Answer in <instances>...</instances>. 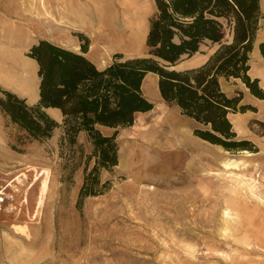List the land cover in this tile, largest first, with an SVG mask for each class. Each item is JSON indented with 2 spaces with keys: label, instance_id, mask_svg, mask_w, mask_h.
<instances>
[{
  "label": "rangeland",
  "instance_id": "374dc122",
  "mask_svg": "<svg viewBox=\"0 0 264 264\" xmlns=\"http://www.w3.org/2000/svg\"><path fill=\"white\" fill-rule=\"evenodd\" d=\"M76 1L0 0V88L37 101V68L26 52L39 39L80 51L86 41L74 22ZM84 5L94 21L86 28L88 57L97 66L115 53L121 60L147 55L153 0ZM93 7H100L102 25L95 24ZM263 31L264 17L249 74L258 76L264 91ZM99 33L110 41L98 40ZM215 47L202 45L201 52ZM221 87L228 95L241 94L239 104L247 108L228 117L237 138L251 141L256 151L247 155L201 139L194 134L197 123L160 101L118 128V164L101 169L103 192L80 206L85 167L93 165L85 136L70 146L61 142L59 126L47 139H31L0 111V185L21 170L43 171L28 190L37 221L0 215V264H264V97L240 79H221ZM166 114L181 119L191 146L173 143L176 135L162 121Z\"/></svg>",
  "mask_w": 264,
  "mask_h": 264
},
{
  "label": "trees",
  "instance_id": "16d2710c",
  "mask_svg": "<svg viewBox=\"0 0 264 264\" xmlns=\"http://www.w3.org/2000/svg\"><path fill=\"white\" fill-rule=\"evenodd\" d=\"M154 7L146 56L121 60L122 55L115 53L100 69L85 55V35L80 51L39 39L26 52L37 63L38 101L29 104L25 97L0 88V111L29 138L47 139L61 126V142L74 146L84 133L91 147L87 160L93 158V165L85 167L78 206L85 197L103 192L101 169L112 170L118 164V128L132 125L137 113L153 108L141 90L148 72L157 74L164 102L197 123L196 136L226 150L256 151L251 141L237 138L228 117L247 105L239 104L241 94L228 95L221 79H240L251 93L264 97L258 78L249 74L250 54L264 17L260 0H154ZM202 45H216L203 64L173 68ZM259 50L264 56V41ZM46 107L61 110V124L45 112ZM101 127L113 132L104 133Z\"/></svg>",
  "mask_w": 264,
  "mask_h": 264
},
{
  "label": "crops",
  "instance_id": "0c3cea01",
  "mask_svg": "<svg viewBox=\"0 0 264 264\" xmlns=\"http://www.w3.org/2000/svg\"><path fill=\"white\" fill-rule=\"evenodd\" d=\"M95 1L96 0H93V2H95ZM88 6H89V4H88ZM88 6L87 5H84V0H77L76 1V10H75L76 17H75V21L74 22H75V25H77L79 28H81V32H83L85 35L87 34L86 33V28L88 26H90L91 24L92 25L94 24V21L92 22L91 19H90L91 17H90V13H89ZM261 8L264 9V0H261ZM153 9H155V7H154V0H153ZM153 12H154V10H153ZM91 16H92V18L94 20H97L95 24H98V25H102L103 24L102 23V12H101L100 7H97V8H94L93 7V10L91 11ZM88 22H89V24H88ZM148 26H149V19H148V22L146 23V35H147V32H148ZM263 32H261L259 34V38H262L264 36ZM108 34H110V33L107 32V35ZM86 36H88V35H86ZM97 36H98L97 37L98 40H102V41H104V40H107L108 41L109 40V39H106L104 37H100V33L97 34ZM262 41H263V39H261L259 42H262ZM70 49H73V48H70ZM73 50H75V49H73ZM213 50L214 49L209 50V52H201L202 51V46H201L200 49H199V51H197L196 53H194L190 57H183L179 62H177V64L175 66H173V68L178 69V70H181V69H187V68H193V67L199 66V65L203 64L208 59L209 55L213 52ZM89 51L90 50L87 49V51L85 52V55L87 57H88V52ZM197 58H199L198 61H194ZM30 60L33 62L34 67L37 68L36 61L34 59H31V58H30ZM91 61L94 62L93 60H91ZM94 64L96 65L95 62H94ZM107 64L102 65V66H97V65L96 66L101 69V68H104ZM181 64H183V65H181ZM180 65L182 67L177 68ZM256 77L258 78L257 75H256ZM148 81H151L150 84H148ZM141 90H142L143 95L150 102L153 103V108H154V106H155V104L157 102H160V101L164 102V100L162 99V97L160 95L159 89H158V76H157V74L152 73V72H148L144 76V78L142 80ZM35 92H36V98L35 99H37V101H38V98H39L38 89ZM24 95L25 94H23L22 97ZM36 102H34V103H36ZM34 103L32 102V104H34ZM29 104H31V103H29ZM172 106H174L180 112V109L176 105H172ZM44 110H45V112L49 116H51L59 124L62 123L63 114H62V112H61V110L59 108H56V107H46V108H44ZM151 110H149V111H151ZM149 111H146V112H149ZM146 112H140V113H137L136 115H138V114L139 115L140 114H144ZM182 116L185 117V118H187V119H189V120L194 121L193 119H191V118H189L187 116H184V115H182ZM137 120H139V124H141V119L140 118H137ZM162 121H163V123L167 124L168 129H169V132L171 134H173V133L176 134V131L175 130H178V127L182 128V130H183L182 121H181V119H179L176 116H171L169 114H166V117ZM178 125H180V126H178ZM183 134H185V136L189 138V136L185 133L184 130H183ZM80 135L85 136L84 133H80ZM189 140H190V138H189Z\"/></svg>",
  "mask_w": 264,
  "mask_h": 264
},
{
  "label": "built area",
  "instance_id": "2783aa9c",
  "mask_svg": "<svg viewBox=\"0 0 264 264\" xmlns=\"http://www.w3.org/2000/svg\"><path fill=\"white\" fill-rule=\"evenodd\" d=\"M135 122V120H134ZM43 171L21 170L0 185V215L18 219L24 216L27 221L38 219L37 206L33 210L28 207V190Z\"/></svg>",
  "mask_w": 264,
  "mask_h": 264
},
{
  "label": "bare ground",
  "instance_id": "6f19581e",
  "mask_svg": "<svg viewBox=\"0 0 264 264\" xmlns=\"http://www.w3.org/2000/svg\"><path fill=\"white\" fill-rule=\"evenodd\" d=\"M264 34V32H263ZM1 65V64H0ZM4 68V66H2ZM8 74V73H6ZM8 76V75H7ZM166 117V116H165ZM168 118V117H167ZM180 126V125H178ZM173 127V126H172ZM176 131V134H174L176 140L173 142V143H176L178 145H182V146H185V148H188V145L191 146V141L189 140L188 137L185 136V134H183V130L182 128L178 127V130H175ZM181 149V148H180ZM246 152L247 155H250V152L244 150ZM204 154V153H203ZM227 163V162H226Z\"/></svg>",
  "mask_w": 264,
  "mask_h": 264
}]
</instances>
